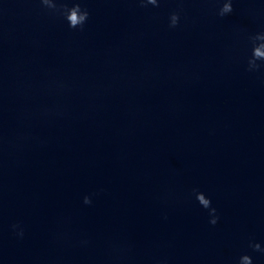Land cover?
I'll list each match as a JSON object with an SVG mask.
<instances>
[{"label":"clouds","instance_id":"1","mask_svg":"<svg viewBox=\"0 0 264 264\" xmlns=\"http://www.w3.org/2000/svg\"><path fill=\"white\" fill-rule=\"evenodd\" d=\"M39 2L51 13H59L62 15L68 22L69 27L72 29H82L89 18V11L86 8L81 7L79 0H73L71 7H68L67 3L59 2V0H39ZM138 3L141 7H147L148 5L159 7L160 0H138ZM232 12L233 0H223L222 7L219 8L217 14L220 17H224L225 15L231 14ZM179 21L180 12H172L169 16V27L176 28L179 24ZM249 40L252 44V52L247 61V70L252 72L259 70L262 64H264V32H259L253 36H250ZM257 61L262 63H257ZM196 199L203 208L209 210V223L213 226L216 225L218 223L219 216L217 215L216 209L211 206V200L207 198L202 192H196ZM84 203L90 204L91 199L88 196H85ZM12 228L14 230L19 229L16 234L20 237H23V229L20 228L18 224L12 225ZM249 246L253 249V251L264 252V248H261L259 243H250ZM239 264H252V258L247 254L242 255L239 259Z\"/></svg>","mask_w":264,"mask_h":264}]
</instances>
